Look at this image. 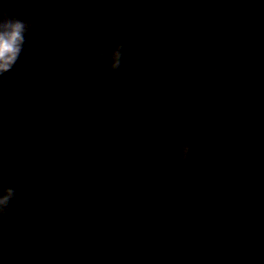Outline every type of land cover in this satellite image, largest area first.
<instances>
[{
  "label": "water",
  "instance_id": "water-1",
  "mask_svg": "<svg viewBox=\"0 0 264 264\" xmlns=\"http://www.w3.org/2000/svg\"><path fill=\"white\" fill-rule=\"evenodd\" d=\"M0 9L35 25L0 86V264H264V0Z\"/></svg>",
  "mask_w": 264,
  "mask_h": 264
},
{
  "label": "clouds",
  "instance_id": "clouds-1",
  "mask_svg": "<svg viewBox=\"0 0 264 264\" xmlns=\"http://www.w3.org/2000/svg\"><path fill=\"white\" fill-rule=\"evenodd\" d=\"M0 15L4 19L0 20V86L7 84L9 73L17 63L26 42V37L31 29L35 27L32 21L19 17L9 18L7 11L0 9ZM95 38V37H94ZM124 52L123 45L117 46L115 52L110 56L111 63L108 67L112 71H117L122 66V55ZM97 55L103 56L101 49ZM185 141L187 137L183 138ZM170 153V160L173 164L182 163L190 165L192 156L190 153V145L185 143L175 150L172 155L171 141L165 146ZM18 205L17 192L13 187H5L0 189V219L8 217L13 213Z\"/></svg>",
  "mask_w": 264,
  "mask_h": 264
}]
</instances>
